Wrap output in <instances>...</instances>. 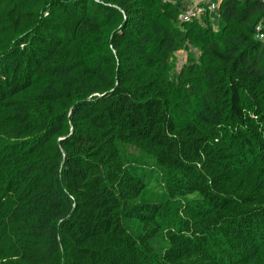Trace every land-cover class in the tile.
I'll list each match as a JSON object with an SVG mask.
<instances>
[{"label":"trees","instance_id":"trees-1","mask_svg":"<svg viewBox=\"0 0 264 264\" xmlns=\"http://www.w3.org/2000/svg\"><path fill=\"white\" fill-rule=\"evenodd\" d=\"M188 1L0 0V264H264V0Z\"/></svg>","mask_w":264,"mask_h":264},{"label":"built area","instance_id":"built-area-1","mask_svg":"<svg viewBox=\"0 0 264 264\" xmlns=\"http://www.w3.org/2000/svg\"><path fill=\"white\" fill-rule=\"evenodd\" d=\"M218 8V4L212 0H201L198 5L187 6L181 15L183 21H191L194 19H200L208 10H214ZM264 39V35H261Z\"/></svg>","mask_w":264,"mask_h":264},{"label":"rangeland","instance_id":"rangeland-1","mask_svg":"<svg viewBox=\"0 0 264 264\" xmlns=\"http://www.w3.org/2000/svg\"><path fill=\"white\" fill-rule=\"evenodd\" d=\"M201 0H189L188 2H186L184 5L185 7L189 6V5H198L200 3ZM214 1L215 3L219 4L221 0H212ZM210 17L213 21V25H214V28L216 30L219 29V13H218V8L217 9H214L211 11L210 13ZM193 52H197V50H194L193 48H190V51L187 52L185 51L184 49H180L177 53V64H176V71L179 70V68L187 61L188 57H189V54L190 53H193ZM198 54V52H197ZM172 74H174V71L172 70L171 72Z\"/></svg>","mask_w":264,"mask_h":264}]
</instances>
